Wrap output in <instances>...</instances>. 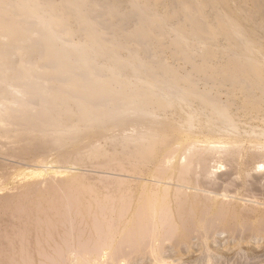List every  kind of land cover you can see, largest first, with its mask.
Masks as SVG:
<instances>
[{"label": "rangeland", "instance_id": "rangeland-1", "mask_svg": "<svg viewBox=\"0 0 264 264\" xmlns=\"http://www.w3.org/2000/svg\"><path fill=\"white\" fill-rule=\"evenodd\" d=\"M78 91L2 111L0 264H264V110L233 106L234 131L194 98L92 122Z\"/></svg>", "mask_w": 264, "mask_h": 264}, {"label": "bare ground", "instance_id": "bare-ground-1", "mask_svg": "<svg viewBox=\"0 0 264 264\" xmlns=\"http://www.w3.org/2000/svg\"><path fill=\"white\" fill-rule=\"evenodd\" d=\"M168 51L194 73L168 63ZM192 74L210 88L197 89ZM85 86L92 122L194 98L217 131L233 130V106L264 110V0H0V117L30 103H83Z\"/></svg>", "mask_w": 264, "mask_h": 264}]
</instances>
